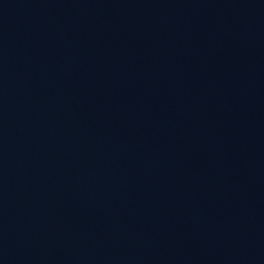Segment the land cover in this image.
I'll return each instance as SVG.
<instances>
[{"label": "water", "instance_id": "1", "mask_svg": "<svg viewBox=\"0 0 264 264\" xmlns=\"http://www.w3.org/2000/svg\"><path fill=\"white\" fill-rule=\"evenodd\" d=\"M0 264H264V0H0Z\"/></svg>", "mask_w": 264, "mask_h": 264}]
</instances>
